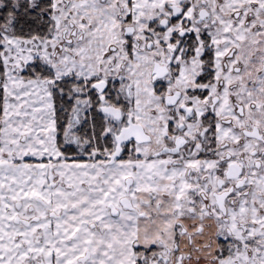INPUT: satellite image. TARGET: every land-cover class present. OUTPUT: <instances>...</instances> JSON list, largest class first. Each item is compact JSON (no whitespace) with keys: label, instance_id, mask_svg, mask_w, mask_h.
<instances>
[{"label":"snow or ice","instance_id":"snow-or-ice-1","mask_svg":"<svg viewBox=\"0 0 264 264\" xmlns=\"http://www.w3.org/2000/svg\"><path fill=\"white\" fill-rule=\"evenodd\" d=\"M0 264H264V0H0Z\"/></svg>","mask_w":264,"mask_h":264}]
</instances>
